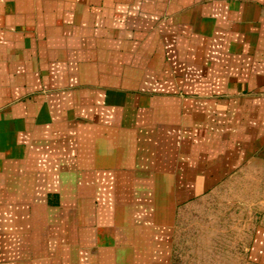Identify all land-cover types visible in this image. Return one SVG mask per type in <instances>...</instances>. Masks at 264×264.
<instances>
[{"label": "crops", "instance_id": "obj_1", "mask_svg": "<svg viewBox=\"0 0 264 264\" xmlns=\"http://www.w3.org/2000/svg\"><path fill=\"white\" fill-rule=\"evenodd\" d=\"M219 193L264 264V0H0V264H171Z\"/></svg>", "mask_w": 264, "mask_h": 264}, {"label": "rangeland", "instance_id": "obj_2", "mask_svg": "<svg viewBox=\"0 0 264 264\" xmlns=\"http://www.w3.org/2000/svg\"><path fill=\"white\" fill-rule=\"evenodd\" d=\"M236 201L228 203L219 193L184 209L171 264H251L248 242L253 234L249 229L253 214H242L244 210ZM244 221L247 226L243 229Z\"/></svg>", "mask_w": 264, "mask_h": 264}]
</instances>
